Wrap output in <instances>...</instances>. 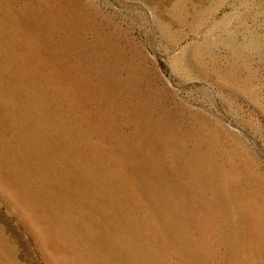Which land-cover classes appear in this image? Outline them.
I'll return each instance as SVG.
<instances>
[{
    "label": "rangeland",
    "instance_id": "obj_1",
    "mask_svg": "<svg viewBox=\"0 0 264 264\" xmlns=\"http://www.w3.org/2000/svg\"><path fill=\"white\" fill-rule=\"evenodd\" d=\"M0 264H264V0H0Z\"/></svg>",
    "mask_w": 264,
    "mask_h": 264
}]
</instances>
